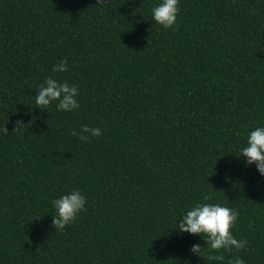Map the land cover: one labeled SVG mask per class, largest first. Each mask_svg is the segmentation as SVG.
Here are the masks:
<instances>
[{
    "label": "trees",
    "instance_id": "1",
    "mask_svg": "<svg viewBox=\"0 0 264 264\" xmlns=\"http://www.w3.org/2000/svg\"><path fill=\"white\" fill-rule=\"evenodd\" d=\"M155 3L0 0V264H264V177L236 157L264 125V0H179L167 29ZM47 77L80 107H36ZM72 189L85 209L55 231L51 200ZM209 193L244 248L176 230Z\"/></svg>",
    "mask_w": 264,
    "mask_h": 264
},
{
    "label": "clouds",
    "instance_id": "2",
    "mask_svg": "<svg viewBox=\"0 0 264 264\" xmlns=\"http://www.w3.org/2000/svg\"><path fill=\"white\" fill-rule=\"evenodd\" d=\"M178 4L179 0H157L151 8L152 20L163 28L173 27L179 12ZM52 70L53 72L67 71L66 60L61 59L59 63L53 65ZM78 94L76 85L47 77L43 83L36 86L35 105L44 110L56 102L57 110L72 112L80 107ZM15 123L20 125L21 121L17 120ZM71 134L86 141L89 137H99L102 131L100 127L83 125L79 131L73 129ZM236 157L242 158L245 167L254 165L258 174L264 177V125L256 126L248 131L245 144L239 148V154ZM212 200L213 196L209 193L204 195L200 202H196L182 212L177 221L176 230L179 233L196 235L206 241V246L211 252L244 248L247 241L237 240L231 231L238 217L236 209L220 203H210L209 201ZM85 205L86 198L79 189H72L52 199L51 206L54 214L51 215V224L55 231H62L65 226L72 223L84 211ZM203 248L200 244H193L190 251L202 257ZM224 259V256L220 254L208 255L209 261H216L218 264H222ZM228 264H245V261L236 257L229 260Z\"/></svg>",
    "mask_w": 264,
    "mask_h": 264
}]
</instances>
